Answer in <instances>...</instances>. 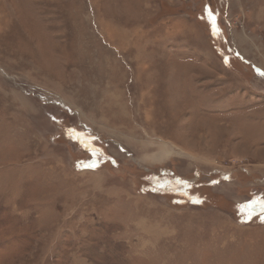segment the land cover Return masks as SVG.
<instances>
[{"label": "rangeland", "instance_id": "obj_1", "mask_svg": "<svg viewBox=\"0 0 264 264\" xmlns=\"http://www.w3.org/2000/svg\"><path fill=\"white\" fill-rule=\"evenodd\" d=\"M0 264H264V0H0Z\"/></svg>", "mask_w": 264, "mask_h": 264}, {"label": "snow or ice", "instance_id": "obj_2", "mask_svg": "<svg viewBox=\"0 0 264 264\" xmlns=\"http://www.w3.org/2000/svg\"><path fill=\"white\" fill-rule=\"evenodd\" d=\"M213 20H214V17H213Z\"/></svg>", "mask_w": 264, "mask_h": 264}]
</instances>
